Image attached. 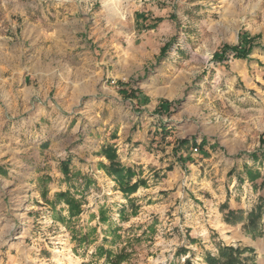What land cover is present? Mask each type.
<instances>
[{"label": "rangeland", "instance_id": "1", "mask_svg": "<svg viewBox=\"0 0 264 264\" xmlns=\"http://www.w3.org/2000/svg\"><path fill=\"white\" fill-rule=\"evenodd\" d=\"M263 45L264 0H0V264H264Z\"/></svg>", "mask_w": 264, "mask_h": 264}, {"label": "trees", "instance_id": "2", "mask_svg": "<svg viewBox=\"0 0 264 264\" xmlns=\"http://www.w3.org/2000/svg\"><path fill=\"white\" fill-rule=\"evenodd\" d=\"M242 41H244V37L240 34L239 36ZM254 45L250 40L245 41V45L242 47L237 45H224L223 50L230 49L237 58H245L247 54L251 51ZM264 49V45L261 47ZM166 46L163 47L162 50H165ZM188 142L187 139L181 141L182 144ZM192 144H196L194 140H192ZM101 153L106 156L109 163L104 164L101 163V167L112 177H115L117 182L119 183L120 190L125 194H130L134 192L137 186L140 184V180L137 179L131 183V178L135 175L133 169L130 166H125L121 164L119 161L116 160L117 155L115 148L111 145H106L105 147L101 148ZM70 164V159L66 158L60 161L61 170L63 173H67L68 167ZM259 173L249 172L247 171V177L250 180H254L257 178ZM58 201L63 200L65 204L68 206L70 212L78 213L81 211V202L74 199L70 194L69 191H60L55 194ZM262 203L252 208L246 215L247 224L249 226H257L259 219L261 218L262 214ZM230 212V211H229ZM245 248L240 247H233L231 245H220L218 247V254L213 256L211 254L206 255V261L208 264H246L245 258L242 257ZM124 259V255L116 256V259L112 260L111 264H118L120 261Z\"/></svg>", "mask_w": 264, "mask_h": 264}, {"label": "crops", "instance_id": "3", "mask_svg": "<svg viewBox=\"0 0 264 264\" xmlns=\"http://www.w3.org/2000/svg\"><path fill=\"white\" fill-rule=\"evenodd\" d=\"M263 51V50H262ZM113 137H115V134H113L112 135ZM187 144H189V140H188V142H186V143H184V144H182V145H184V146H186ZM106 145H112L114 148H115V151H116V155H117V158H116V160L117 161H119L121 164H123V165H125V166H130L132 169H133V171H135L136 169H135V167H134V165H133V163H131V161H123V159H121V157H120V155H119V153H118V151H117V148H116V145L115 144H112V143H109V142H106V141H101V143H100V145H99V149L97 150V152L96 153H100V154H102L101 153V148L102 147H105ZM189 145H191L190 146V150H191V148L192 147H198V148H200V147H202V148H200V151L201 152H206V144H204L203 142L201 143V144H192V143H190ZM101 156H103V154L101 155ZM104 157V160H103V162L104 163H108L109 161H108V159H106L105 158V156H103ZM62 159H64V158H61L60 160H59V164H60V161L62 160ZM72 160L70 161V164H72ZM69 164V165H70ZM68 169H69V167H68ZM83 175H86L87 177H85V180H88V181H90V180H92V178L89 176V174H87V173H83ZM136 175V174H135ZM133 180H135V179H133ZM65 181H67V182H71L70 181V179H65Z\"/></svg>", "mask_w": 264, "mask_h": 264}, {"label": "built area", "instance_id": "4", "mask_svg": "<svg viewBox=\"0 0 264 264\" xmlns=\"http://www.w3.org/2000/svg\"><path fill=\"white\" fill-rule=\"evenodd\" d=\"M197 149H198V148H197L196 146H195V147H193V150H194V151H197Z\"/></svg>", "mask_w": 264, "mask_h": 264}]
</instances>
